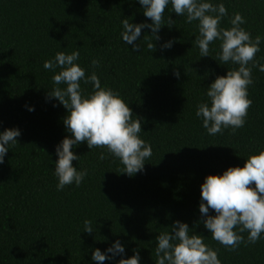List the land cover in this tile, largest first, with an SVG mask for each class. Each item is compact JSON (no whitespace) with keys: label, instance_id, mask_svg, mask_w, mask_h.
<instances>
[{"label":"trees","instance_id":"16d2710c","mask_svg":"<svg viewBox=\"0 0 264 264\" xmlns=\"http://www.w3.org/2000/svg\"><path fill=\"white\" fill-rule=\"evenodd\" d=\"M211 2L228 10L222 27L230 28V19L239 13L253 40L260 36L264 41V0ZM169 15L175 26L161 29V40L154 41L157 50H149L153 38L145 29L138 41L141 51L133 52L120 37L121 19L151 23L133 0H0V131L19 128L22 133L0 165V264H97L92 252L105 251L117 239L125 245L124 258L139 249L141 264H155L156 238L178 220L203 236L222 264H264V238L229 251L211 238L199 212L208 175L243 167L250 155L264 150V72L252 69L245 126L234 134L229 128L208 135L197 107L208 102L211 83L238 66L217 59L219 41L210 45L211 57L201 58L194 43L197 22L186 23L170 6L165 19ZM169 40L173 47L160 50ZM77 47V63L86 75L95 71L102 87L118 91L142 120L140 135L153 155L143 172L129 177L106 149L90 150L81 143L72 149L80 156L73 166L86 169L88 176L79 187L57 191L55 148L70 135L63 123L68 113L46 98L56 73L43 65ZM260 49L256 59L264 64V42ZM93 59L100 61L98 68L93 69ZM82 88L91 92L92 85L82 83ZM86 219L95 230L91 235L83 232Z\"/></svg>","mask_w":264,"mask_h":264},{"label":"clouds","instance_id":"9594fccd","mask_svg":"<svg viewBox=\"0 0 264 264\" xmlns=\"http://www.w3.org/2000/svg\"><path fill=\"white\" fill-rule=\"evenodd\" d=\"M143 8V15L151 23L139 24L130 22L128 18L121 19L122 41L131 46L133 52H140L138 41L142 30L151 31L153 39L148 43L151 52L156 51L154 41H160L161 29L175 26V20L169 15L165 19L166 9L171 7L178 17H185V22H197L198 35L195 36V46L200 57H211L210 45L220 42L221 51L217 59L223 64L238 66L228 70L226 76H219L208 87L206 96L208 102L200 103L196 116L201 119L202 127L208 135H222L231 129L233 134L243 128L247 122L248 110L252 106L249 99V86L253 85L252 69L258 68L264 72V64L256 59L261 51L260 36L253 40L251 33L242 25L246 19L235 13L230 19V28L221 24L228 16V10L223 3L214 4L211 0H133ZM144 39V37H143ZM174 41L163 43L160 50L173 47ZM80 52L72 51L56 53L55 57L44 62V69L52 71L53 89L47 94V99H55L67 109L63 123L66 136L55 148L54 175L58 180L57 191H63L66 186L79 187L88 176L86 169L78 170L73 161H79L80 156L72 150L86 142L87 147L106 149L112 157L124 166L121 173L129 177L143 172L145 164L153 155L151 144L141 138L142 120L135 117L129 103L120 93L110 87L101 85V80L95 71L86 75V70L77 63ZM93 69L100 66L98 59L91 61ZM251 65V66H250ZM60 69L57 73L56 70ZM179 79V70L174 72ZM92 85L91 92L82 88ZM64 85V87H61ZM54 107L57 105H53ZM28 111H35L34 106H28ZM19 128L0 131V165L5 163L9 150L19 144L21 136ZM100 160L105 159L101 153ZM210 210L215 215H210ZM199 212L202 223L210 232L211 238L229 251H236L241 244H256L264 238V150L250 155L243 167H229L222 175H208L201 185V202ZM185 222L176 221L170 231L159 234L156 238L155 264H222L218 251L204 242V237L191 231ZM95 230L91 220L84 221V231L91 235ZM247 233V240L243 233ZM134 254L126 255L125 245L117 239L105 251L96 248L92 252V261L104 264L105 261L118 264H141L139 249H133Z\"/></svg>","mask_w":264,"mask_h":264}]
</instances>
